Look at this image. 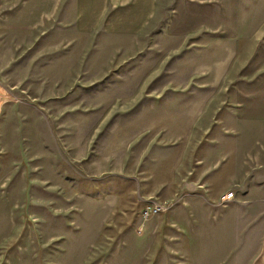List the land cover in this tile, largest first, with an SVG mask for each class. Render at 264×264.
<instances>
[{
	"label": "rangeland",
	"instance_id": "obj_1",
	"mask_svg": "<svg viewBox=\"0 0 264 264\" xmlns=\"http://www.w3.org/2000/svg\"><path fill=\"white\" fill-rule=\"evenodd\" d=\"M43 2L0 9V264H254L264 170L240 171L259 136L234 84L264 0H241L236 39L169 37L167 11L81 33Z\"/></svg>",
	"mask_w": 264,
	"mask_h": 264
},
{
	"label": "crops",
	"instance_id": "obj_2",
	"mask_svg": "<svg viewBox=\"0 0 264 264\" xmlns=\"http://www.w3.org/2000/svg\"><path fill=\"white\" fill-rule=\"evenodd\" d=\"M30 0H0L2 5L26 4ZM37 9L48 19L73 25L81 33L99 29L111 34H140L167 11L163 33L169 37H189L200 33L236 39L242 30L241 0H46ZM155 24V23H154ZM153 24V25H154ZM234 116L239 123L258 125V147L251 150L256 164H240V171L264 170V41L253 51L234 84ZM260 139V140H259ZM246 156V153H244ZM264 252L254 264H264Z\"/></svg>",
	"mask_w": 264,
	"mask_h": 264
},
{
	"label": "built area",
	"instance_id": "obj_3",
	"mask_svg": "<svg viewBox=\"0 0 264 264\" xmlns=\"http://www.w3.org/2000/svg\"><path fill=\"white\" fill-rule=\"evenodd\" d=\"M162 209H164L163 206H161L160 204H157V203L155 205H148L146 207V209L144 210V216L148 217L150 214L158 213Z\"/></svg>",
	"mask_w": 264,
	"mask_h": 264
}]
</instances>
